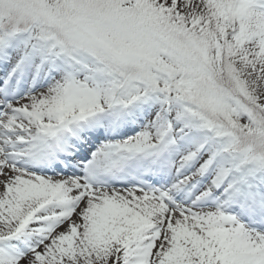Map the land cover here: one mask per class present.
Returning a JSON list of instances; mask_svg holds the SVG:
<instances>
[{
    "label": "snow or ice",
    "instance_id": "snow-or-ice-1",
    "mask_svg": "<svg viewBox=\"0 0 264 264\" xmlns=\"http://www.w3.org/2000/svg\"><path fill=\"white\" fill-rule=\"evenodd\" d=\"M0 264H264V0H0Z\"/></svg>",
    "mask_w": 264,
    "mask_h": 264
}]
</instances>
